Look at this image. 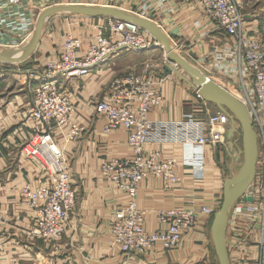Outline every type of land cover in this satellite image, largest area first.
<instances>
[{
	"label": "crops",
	"instance_id": "obj_1",
	"mask_svg": "<svg viewBox=\"0 0 264 264\" xmlns=\"http://www.w3.org/2000/svg\"><path fill=\"white\" fill-rule=\"evenodd\" d=\"M125 1L46 0L45 4L86 3L89 6L114 5L129 9L134 4L132 1L136 2L127 0L124 5ZM146 2L150 9L144 13L145 16L161 25L173 48L189 61L198 63L207 54L221 51L232 43L225 32L209 31V23L199 18L193 0H175L179 9L172 12L162 9L160 0ZM37 9L41 10L39 2L31 1L28 10L35 22L27 31L16 30V23L5 11L0 17L2 44L14 47L26 42L39 15L36 14ZM69 16L71 14H55L47 20L40 43L27 60L21 63L0 62V214L6 220L0 222V264H219L211 232L213 217L200 219L194 229L185 232L181 245L173 250L156 245L143 254L127 256L110 244L113 213L118 206L127 203L128 196L103 179L101 166L112 158H128L133 152L128 143L129 133L124 128L104 133L105 121L96 113V103L107 97L109 85L115 77L146 71L156 91L163 96L162 104L150 111L152 121H180L194 107L203 106L202 100L196 96L197 91L186 80L174 71L166 73L167 64L162 59L161 63L153 59L163 51L159 48L138 53L124 50L109 63L93 68L88 75L74 77L63 84L62 90L76 106L75 121L87 127L85 135L68 142L54 123L42 129L50 131L69 160L77 205L69 216L61 239L43 240L30 234L36 211L22 199L21 189L25 183L39 187L47 181L46 170L35 158L22 152V145L32 137L37 127L30 116L33 89L43 81L42 67L58 59L63 50L65 37L60 38L61 25L72 21L77 23L73 31L81 39V56H84L95 33L94 25L102 20L81 16L75 20ZM244 17L248 28L264 44V2L246 0ZM196 22L200 25L197 26ZM32 72L35 78H31ZM224 143L220 150L211 146L205 148L204 174L198 178L192 168L183 164L184 147L181 143L150 146L161 149L165 158L176 160L177 173L181 178L170 190L164 188L161 179L152 176L141 182L137 199L141 208L152 212L146 223L150 231L159 229L158 210L219 207L223 199L220 194L222 179L226 172L231 174L241 154V150L234 154L232 146L226 151ZM191 149L187 146V150ZM237 225L241 235L247 231V221L239 219L228 229V244L233 241L232 234ZM230 258L232 264H264V252L255 238L248 245L232 251Z\"/></svg>",
	"mask_w": 264,
	"mask_h": 264
},
{
	"label": "built area",
	"instance_id": "obj_2",
	"mask_svg": "<svg viewBox=\"0 0 264 264\" xmlns=\"http://www.w3.org/2000/svg\"><path fill=\"white\" fill-rule=\"evenodd\" d=\"M31 1L0 0V17L6 11L16 23V30L27 31L35 22L28 10ZM36 1L41 10L56 6L46 5V0ZM160 1L164 10L172 12L179 9L175 0ZM193 1L199 18L209 23L206 26L209 31H223L231 39L229 47L223 51L214 50L202 61L207 62L211 69L216 67L239 77V93H234L226 84L221 85L246 105L258 139L257 172L245 194V197L252 196L253 201L240 199L236 202L230 211L227 235L229 227L235 226L239 219L247 221V231L241 235L238 225L235 227L233 241L228 244L229 254L248 245L254 238L264 252V44L248 28L242 15L243 3L237 0ZM132 3L133 6L124 9L126 12L151 20L144 14L150 9L146 0ZM98 18L104 19L94 25L95 33L91 36L86 54L81 56V39L70 32L59 58L46 63L43 81L33 89L30 116L37 127L32 137L22 145V152L35 158L47 172L45 184L33 187L31 183H25L21 189L22 199L36 211L30 231L34 238L61 239L69 216L76 208L77 191L72 184L68 163L50 131L42 129L54 123L68 142L79 139L87 129L75 121L76 106L62 90L63 84L74 77L88 75L93 68L109 63L124 50L138 53L153 48L162 49L160 41L137 23L116 17ZM196 25L199 26V22ZM31 31L27 37H30ZM14 47L4 45L0 40V48ZM223 59L226 63L222 65L220 62ZM164 62L171 63L166 57ZM30 74L31 77L35 75L33 72ZM196 96L202 100L203 106L194 107L183 120L154 122L149 117L150 111L162 104L163 96L156 91L148 74L131 72L114 78L107 97L95 105L96 113L105 121V134L120 127L129 133L132 156L112 158L101 166L103 179L128 196L127 203L118 206L113 213L110 240L111 246L118 247L127 256L143 254L156 245L165 250L178 248L185 232L194 229L200 219L214 217L218 210L207 206L158 210L159 229L150 231L146 223L152 212L141 208L137 199L141 182L150 176L161 179L168 190L181 180L176 160L165 158L161 149L150 146L181 143L184 147L183 164L192 168L198 178L204 174L205 148L211 146L217 150V145L225 142L229 116L213 107L198 92ZM187 146L192 149L187 150ZM1 221L6 220L0 214Z\"/></svg>",
	"mask_w": 264,
	"mask_h": 264
},
{
	"label": "water",
	"instance_id": "obj_3",
	"mask_svg": "<svg viewBox=\"0 0 264 264\" xmlns=\"http://www.w3.org/2000/svg\"><path fill=\"white\" fill-rule=\"evenodd\" d=\"M55 14H74L81 17H116L139 24L150 32L162 44L168 60L165 66L166 73L174 71L186 80L201 97L225 112L231 121V126L225 134V140L234 138L242 131L243 162L238 172L225 182L223 199L220 208L215 212L212 222V239L219 264H231L227 243V228L230 211L240 199L253 201L252 196L245 197L251 187L257 172L259 153L257 133L253 128L251 117L246 105L230 90L216 82L212 77L194 66L185 57L176 53L168 35L155 22L140 16L128 13L112 6H86L80 4H64L45 8L40 11L33 29L26 42L14 48H0V62L21 63L32 56L43 35L47 20ZM182 68L189 76L187 79L176 67ZM175 67V68H174ZM220 150V144L217 145ZM219 155V153H218Z\"/></svg>",
	"mask_w": 264,
	"mask_h": 264
},
{
	"label": "rangeland",
	"instance_id": "obj_4",
	"mask_svg": "<svg viewBox=\"0 0 264 264\" xmlns=\"http://www.w3.org/2000/svg\"><path fill=\"white\" fill-rule=\"evenodd\" d=\"M99 1V0H98ZM238 2H240V3H243V8H242V15H243V17H244V4H245V1L246 0H237ZM257 2H261L262 3V1L264 2V0H256ZM111 3H116V2H111ZM125 3H127V0L124 2V5H125ZM129 5V4H128ZM94 6H96V5H94ZM114 5H112V7H113ZM115 8H118V9H121V10H123V11H125L122 7H120V6H114ZM40 13V11H38V9H37V11H36V14H39ZM69 17H72L73 19H75V20H77V18H80V17H78L77 15H74V14H71V16H69ZM84 18V17H83ZM102 19H104V18H102ZM244 19H245V17H244ZM246 21V20H245ZM73 22V21H72ZM68 22V23H63V26L61 25V29L59 30V32H60V38H66L67 37V35L70 33V32H73L74 33V29H73V27H75V25L77 24V23H75V22ZM77 26H79V24L77 25ZM247 26V25H246ZM81 27H83V24H81ZM34 29V28H33ZM33 29H32V31H31V33H33ZM253 34V33H252ZM259 38V37H258ZM260 40H261V38H259ZM227 48V47H226ZM226 48H222V51L224 50V49H226ZM153 49H156V48H153ZM158 49V48H157ZM151 50V49H150ZM177 50V49H176ZM147 51V50H146ZM144 52V51H143ZM176 52V51H175ZM177 52H179V50H177ZM179 54H181L180 52H179ZM182 55V54H181ZM149 57V56H148ZM165 57L168 59V57H167V54H166V52L165 51H161L160 53H158L157 55H155L154 57H153V59L154 60H158V63H161V59H162V61H164V59H165ZM145 60V59H144ZM189 61V60H188ZM226 59H223V60H221V64L223 65V64H225L226 62ZM189 62H191L194 66H196V67H198L201 71H203L204 73H206L208 76H210V77H212L216 82H218L219 84H226V85H228L234 92H236V93H239L238 91V87H240V84H239V86H238V81H239V77L237 76H235V75H230L228 72H223L222 70H219V68H216V67H214V69H211V68H209L208 67V65H207V62H192V61H189ZM202 64V66H201V68L199 67V65H201ZM45 67H46V65L45 66H43L42 67V72L45 70ZM177 68H180V67H178V66H176ZM180 70H181V68H180ZM183 71V70H182ZM129 73H131V72H129ZM137 74H148L146 71H143V72H140V73H137ZM125 75V74H124ZM36 77V75H34V77H31V78H35ZM116 78V77H115ZM231 82V84H229V82H228V80ZM213 107H214V105H212ZM217 108V107H216ZM230 126H231V121L229 122V124H228V126H227V130L230 128ZM239 133H237L236 135H235V137L233 138H230V139H226L225 140V143H224V148H226V151H228L229 150V146H232L233 147V153L235 154V153H239L238 151L239 150H241L242 151V131H241V129L239 128ZM83 135H85V134H83ZM82 135V136H83ZM82 136L79 138V139H81L82 138ZM63 153V156H64V158H65V160H66V162L68 163V166H69V168H70V164H69V160L67 159V157L65 156V154H64V152H62ZM242 162H243V155L242 154H240V156H239V159H238V162H237V165L236 164H234V166L232 167V170H231V174L229 175L227 172H226V176L222 179V184H221V192H220V194H221V196H223V184H225L224 183V181L226 182V181H228L230 178H232L237 172H238V170H239V168H240V166H241V164H242ZM70 170V169H69ZM232 171H234L233 173H232ZM230 172V171H229ZM70 174H71V172H70ZM232 174H234L233 176H231ZM230 176V177H229ZM221 203H222V201H221ZM221 203L219 204V207L221 206ZM76 205H77V201H76ZM219 207H218V209H219ZM76 209V208H75Z\"/></svg>",
	"mask_w": 264,
	"mask_h": 264
},
{
	"label": "bare ground",
	"instance_id": "obj_5",
	"mask_svg": "<svg viewBox=\"0 0 264 264\" xmlns=\"http://www.w3.org/2000/svg\"><path fill=\"white\" fill-rule=\"evenodd\" d=\"M80 5H83V4H80ZM86 6H89V5H86ZM44 9V8H43ZM42 11V10H41ZM174 49V51H176V49L175 48H173ZM177 53V52H176ZM179 54V53H178ZM168 57V56H167ZM177 66V65H176ZM175 66V67H176ZM177 68V67H176ZM179 70V69H178ZM181 70H183L182 68H181ZM182 74H184V76L185 77H187L188 79H189V76H188V74L183 70V72L182 71H180ZM222 85H224V84H222ZM235 93V92H234ZM233 93V94H234ZM237 96V95H236Z\"/></svg>",
	"mask_w": 264,
	"mask_h": 264
}]
</instances>
